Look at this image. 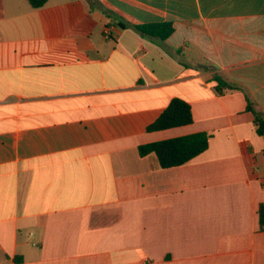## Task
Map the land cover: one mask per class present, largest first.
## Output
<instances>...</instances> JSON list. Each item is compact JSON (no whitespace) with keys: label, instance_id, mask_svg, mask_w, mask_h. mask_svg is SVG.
I'll return each mask as SVG.
<instances>
[{"label":"crops","instance_id":"1","mask_svg":"<svg viewBox=\"0 0 264 264\" xmlns=\"http://www.w3.org/2000/svg\"><path fill=\"white\" fill-rule=\"evenodd\" d=\"M245 96L264 116V0H0V264H264ZM173 98L191 123L147 131ZM199 132L180 166L137 150Z\"/></svg>","mask_w":264,"mask_h":264},{"label":"trees","instance_id":"2","mask_svg":"<svg viewBox=\"0 0 264 264\" xmlns=\"http://www.w3.org/2000/svg\"><path fill=\"white\" fill-rule=\"evenodd\" d=\"M26 1L32 8H39L47 2V0ZM136 29L142 36L156 38L160 41L168 38L173 32V26L170 22L138 25ZM213 82L216 85L217 91H220L222 88L239 89L237 84L227 82L218 75L213 77ZM245 100L246 110L253 116L255 132L264 139V116L254 109L253 101L246 96ZM191 121L190 106L179 98H173L158 117L146 127V130L160 131L184 126L191 123ZM208 138L209 135L207 133L199 132L140 145L137 150L140 156L153 153L157 158L160 168H171L180 166L203 152L207 148ZM257 218L259 230L264 231V204L258 206Z\"/></svg>","mask_w":264,"mask_h":264},{"label":"built area","instance_id":"3","mask_svg":"<svg viewBox=\"0 0 264 264\" xmlns=\"http://www.w3.org/2000/svg\"><path fill=\"white\" fill-rule=\"evenodd\" d=\"M109 37V34L106 32L105 33V38H108Z\"/></svg>","mask_w":264,"mask_h":264}]
</instances>
